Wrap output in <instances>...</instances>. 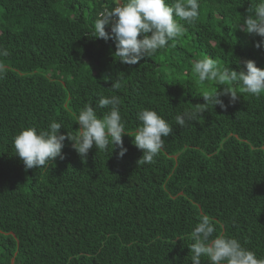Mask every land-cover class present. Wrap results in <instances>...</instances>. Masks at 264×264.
I'll use <instances>...</instances> for the list:
<instances>
[{
	"label": "trees",
	"instance_id": "obj_1",
	"mask_svg": "<svg viewBox=\"0 0 264 264\" xmlns=\"http://www.w3.org/2000/svg\"><path fill=\"white\" fill-rule=\"evenodd\" d=\"M118 2L126 0H0V49L9 52L0 57V264H191L190 233L203 214L212 238H234L264 259V92L237 87L235 102L220 97L224 109L175 121L224 89L201 84L194 61L264 68V47H255L264 38L237 28L260 0H199L194 24L175 18L183 35L131 66L114 59L113 40L90 35ZM112 95L125 123L122 158L93 146L84 161L67 139L64 158L41 168L26 170L15 156L22 130L56 121L60 134L77 135L79 111ZM142 109L173 128L151 164L138 162L133 143Z\"/></svg>",
	"mask_w": 264,
	"mask_h": 264
},
{
	"label": "clouds",
	"instance_id": "obj_2",
	"mask_svg": "<svg viewBox=\"0 0 264 264\" xmlns=\"http://www.w3.org/2000/svg\"><path fill=\"white\" fill-rule=\"evenodd\" d=\"M199 0H126L109 10L107 7L98 14L93 25L91 37L109 39L115 43L114 59L125 65H136L145 57H151L159 50L169 45L170 41L183 35L185 28L177 19L187 24H194L199 17ZM243 22L238 24L242 32L255 34L264 38V0L251 6ZM110 27V32H106ZM138 37H142L138 39ZM256 48L264 47V39L255 45ZM7 49H0V57H7ZM193 72L201 84L213 82L215 85L225 86L218 92L217 87L211 92H205L202 97L204 103L198 105L195 111H185L175 117L176 124L184 127L187 122L201 116L209 105L225 108L220 99L228 95L230 103L235 102L239 96L236 88L242 93L259 96L264 92V68H258L255 62L245 60L238 62V70L221 69L217 62L206 57L193 62ZM6 71L0 63V76ZM120 80L112 83V89H120ZM231 86V90H229ZM120 97L101 96L96 107L86 105L75 116L79 125L77 135L60 134L63 128L60 122L53 121L46 130L37 131L36 128H27L13 138L15 156L23 163L25 169L41 168L57 159H63L62 149L64 141L72 142V148L77 155L86 161L90 149L95 146L97 150L111 153L118 149L117 158H122L127 148L123 145L122 137L125 134V123L122 120L119 105ZM97 109H108L98 117ZM139 126L134 133L133 143L141 151L139 163L151 164L164 145V138L172 131V126L167 123L154 110L142 109L137 113ZM137 162V163H138ZM216 231L209 215L203 214L200 222L192 229L190 238L194 243L190 247L191 264H201V257H207L208 264H264V259H258L256 254L245 249L236 239L219 235L215 238Z\"/></svg>",
	"mask_w": 264,
	"mask_h": 264
},
{
	"label": "rangeland",
	"instance_id": "obj_3",
	"mask_svg": "<svg viewBox=\"0 0 264 264\" xmlns=\"http://www.w3.org/2000/svg\"><path fill=\"white\" fill-rule=\"evenodd\" d=\"M225 87V86H224Z\"/></svg>",
	"mask_w": 264,
	"mask_h": 264
}]
</instances>
